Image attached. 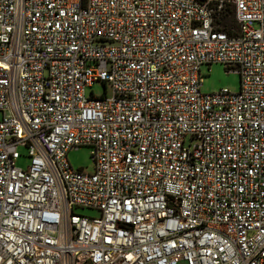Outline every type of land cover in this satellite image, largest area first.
<instances>
[{
	"label": "built area",
	"instance_id": "obj_1",
	"mask_svg": "<svg viewBox=\"0 0 264 264\" xmlns=\"http://www.w3.org/2000/svg\"><path fill=\"white\" fill-rule=\"evenodd\" d=\"M0 112V264H264V0H0Z\"/></svg>",
	"mask_w": 264,
	"mask_h": 264
},
{
	"label": "rangeland",
	"instance_id": "obj_2",
	"mask_svg": "<svg viewBox=\"0 0 264 264\" xmlns=\"http://www.w3.org/2000/svg\"><path fill=\"white\" fill-rule=\"evenodd\" d=\"M221 20L227 28H235L236 22L231 14L226 12L222 14ZM203 85L201 90L203 93L218 92L223 88L230 89L231 91L237 92L241 86V76L239 73L229 71L222 63H214L211 66L202 65L201 67ZM93 92L94 95L100 96L105 92V85L101 82L93 84L92 88L87 89V93L90 95ZM107 93L112 94L111 89L107 87ZM2 113L0 112V119ZM21 153L20 159L17 161V165L22 168H27L30 163L28 157V150L25 147H19ZM92 146L82 145L78 149L69 151L68 159L72 167L76 170H83L85 172L94 171V163L91 156ZM75 211L85 216L98 217L99 211L89 208H76Z\"/></svg>",
	"mask_w": 264,
	"mask_h": 264
}]
</instances>
